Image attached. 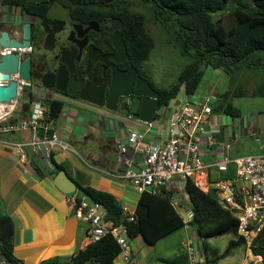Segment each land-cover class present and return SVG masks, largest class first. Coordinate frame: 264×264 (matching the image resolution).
<instances>
[{
    "label": "crops",
    "instance_id": "crops-1",
    "mask_svg": "<svg viewBox=\"0 0 264 264\" xmlns=\"http://www.w3.org/2000/svg\"><path fill=\"white\" fill-rule=\"evenodd\" d=\"M3 12L0 0V13ZM212 92H204L203 95L211 96L213 106L218 103L213 101ZM203 95H199L200 97L195 98V101L192 98L179 96L169 104L165 120L172 119L182 101L188 99L199 103ZM219 96L221 98V95ZM22 98L12 109L4 111L3 108V111H0V118L11 122L28 118L34 101L29 103L24 98V94ZM40 98H44L39 101L46 104L51 100H59L63 103L59 118L49 127V134L58 133L73 148L66 152L59 149L53 151L51 157L54 162L65 167L64 171L76 185L89 186L110 193L129 214L135 213L142 193L132 184L108 174H118L122 170L116 143H125L129 130H120L115 125L107 129L103 120L97 115L103 112L97 111V114H91L83 103L76 100L48 95ZM27 103L29 111L23 109ZM106 115L108 119H115L110 114ZM220 115L225 114H214L212 111L207 130L217 132L214 135L217 146L210 150L203 149L205 161L216 159L221 152L220 147L229 142L230 116L225 115L228 121L224 125L225 120ZM166 121L164 124L163 120L154 121L149 131L148 127L140 122H131L127 127L143 125L146 128L145 132L148 131L145 142L161 143L165 137ZM42 136V130L36 133L22 131L0 135V212L7 215L13 223V254L18 260L17 263H9L0 254V264H42L47 261L66 263L74 254L91 243L87 238L88 225L75 217L73 194L66 195L53 184V179L59 171L56 172L51 158L47 159L44 154L36 153L28 145V142L34 138L39 139ZM142 150V148L138 152L131 150L128 154L130 158L135 159L138 166L143 164ZM228 154L230 155V149ZM221 176L230 177L222 174ZM178 190L176 183L169 187V191L178 199L177 211L184 221V227L163 238L154 246L148 245L141 236L130 239L131 262L127 263L118 257L115 264H164L161 262L162 259L173 260L184 254V246L188 241L193 242L201 260L199 264H210V261L224 252L227 238L224 242H218L221 238L202 240L189 225L192 219L190 200L186 192H182L183 188L180 192ZM172 239L176 242L175 250H170ZM256 258L259 264H262V256L253 254L251 247L246 244L241 253H236L235 250L218 264H247L256 261Z\"/></svg>",
    "mask_w": 264,
    "mask_h": 264
},
{
    "label": "trees",
    "instance_id": "trees-1",
    "mask_svg": "<svg viewBox=\"0 0 264 264\" xmlns=\"http://www.w3.org/2000/svg\"><path fill=\"white\" fill-rule=\"evenodd\" d=\"M46 0H1L2 6L19 7L25 12L34 8L36 2ZM62 3L86 2L88 0H53ZM126 3L133 0H124ZM145 6L157 23L169 34L170 43L189 62L177 76L176 82L159 90L161 106H168L179 96L193 98L203 80L205 69L221 70L235 75L242 70L264 72V0H134ZM233 7V19L229 27L214 21L217 13ZM124 37L131 56L137 64L148 61L155 48V40L146 30V15L140 11L123 10ZM24 98L30 103L34 97L23 88ZM255 97L264 98V85L254 92ZM224 99L226 95L222 96ZM49 111L46 122L56 121L62 111L59 100L47 101ZM213 113H224L232 118L240 117V110L232 103L213 105ZM28 115V114H27ZM56 172L65 170L51 157ZM80 202L86 197L99 203L105 210L104 220L115 226L124 225L130 239L141 236L151 246L184 227V221L168 197V193L143 192L138 201L133 221H127L123 207L107 192L82 187L77 184ZM190 200L192 219L189 225L202 240H215L234 234L228 239L224 252L210 261L218 264L239 247L246 245L237 235L238 220L226 210L214 193H204L191 180L185 185ZM14 227L11 219L0 212V254L9 263H17L14 257ZM252 253L261 255L264 264V231L251 246ZM121 247L113 236L108 235L90 243L78 251L66 263L54 261L42 264H115ZM164 264H189L186 252L173 260L162 259ZM252 264V263H247Z\"/></svg>",
    "mask_w": 264,
    "mask_h": 264
},
{
    "label": "built area",
    "instance_id": "built-area-1",
    "mask_svg": "<svg viewBox=\"0 0 264 264\" xmlns=\"http://www.w3.org/2000/svg\"><path fill=\"white\" fill-rule=\"evenodd\" d=\"M168 106H163L158 118V121L163 120V124ZM48 111V105L38 100L32 103L26 119L11 122L0 118V135L42 130L43 136L34 138L28 145L47 159L57 149L63 152L73 150L71 144L58 133L49 134V127L54 121H45ZM211 116L212 99L206 94L199 103L188 99L182 101L172 119L166 121L165 137L161 143L145 142L152 123H144L148 127L147 132L129 130L125 143H116L122 170L118 174H108L132 184L140 193L150 194L171 192L169 187L173 183L178 189L184 188L186 182L191 180L204 193L215 194L222 206L238 220L237 235L251 247L254 239L264 231V154L233 158L228 154L230 142H226L220 147L221 152L216 159L205 161L203 149L210 150L217 146L214 137L217 132L207 130ZM141 148L144 160L142 166H138L128 154L131 150L138 152ZM213 172L230 177L220 178L214 176ZM78 197V192H75L72 197L74 213L78 220L88 225V240L93 243L105 236H113L122 249L119 257L130 263V238L126 227L106 222L102 205L86 197L77 202ZM168 197L172 206L178 209V199L172 193ZM123 212L127 221L134 220V213L129 214L124 208ZM184 250L189 264L200 263L192 241L185 244ZM258 261L256 258L252 264H259Z\"/></svg>",
    "mask_w": 264,
    "mask_h": 264
},
{
    "label": "flooded vegetation",
    "instance_id": "flooded-vegetation-1",
    "mask_svg": "<svg viewBox=\"0 0 264 264\" xmlns=\"http://www.w3.org/2000/svg\"><path fill=\"white\" fill-rule=\"evenodd\" d=\"M34 8L25 12L19 7L3 6L4 12L0 13V32L6 30L17 40H21L23 25L30 26L31 46L21 56L31 58L32 80L23 88L26 87L34 98L48 95L76 100L91 114L103 112L97 115L107 129L113 125L120 130L126 129L134 121L128 116L130 113L123 115V112L130 111L133 104L142 99L135 98L128 90L126 93L130 79H140L158 94L162 88L159 85L161 79L158 80L156 71L148 65L149 60L137 64L127 47L125 24L120 16L123 10L135 11L132 4L124 0L71 1L67 4L46 0L36 2ZM1 53L3 49H0ZM46 74H64L65 79L73 77V85L71 89L65 85L64 92L43 88L40 80ZM83 88H86L87 97L98 100L99 106L79 100V90ZM69 90H75L73 96L68 94ZM110 97L115 98L116 112L107 109ZM158 100L160 102V94ZM28 105L23 109L26 110ZM106 114L115 119H108Z\"/></svg>",
    "mask_w": 264,
    "mask_h": 264
},
{
    "label": "rangeland",
    "instance_id": "rangeland-1",
    "mask_svg": "<svg viewBox=\"0 0 264 264\" xmlns=\"http://www.w3.org/2000/svg\"><path fill=\"white\" fill-rule=\"evenodd\" d=\"M132 9L140 11L146 15V30L155 40V48L150 56L148 65L156 71V76L161 79L159 84L161 87H169L176 82L177 76L182 68L187 65L189 60L183 57L180 52L171 45L169 34L161 24L154 21L151 12L137 1H131ZM233 7L229 6L224 12L215 14L214 21L229 27L232 23ZM20 37L19 32H17ZM25 52L22 51L21 54ZM154 79V78H153ZM157 80V81H158ZM264 85V72L242 70L235 75H228L221 70L212 68L205 69L203 80L196 92V96L192 99L199 98L204 92H212L213 101L217 105H223L227 102L232 103L240 110L239 118L229 117L231 123L228 124V134L230 142V156L240 157L255 154H264V98L254 96L255 90ZM221 95V98L219 95ZM200 95V96H199ZM226 95L224 99L222 96ZM204 96V95H203ZM23 97V89L20 90L19 97L9 104L0 105V111L9 110ZM23 99V98H22ZM44 100L40 96H36L33 101ZM198 103V102H197ZM21 104V103H19ZM29 111V107L26 109ZM166 112V117H167ZM214 114H218L215 113ZM220 114V113H219ZM224 118V125L228 121V117L220 115ZM137 130L145 132L146 128L135 125L127 127L125 131ZM217 176L216 172H213ZM224 178V176H217ZM186 185V184H185ZM179 189L178 191L186 192ZM78 192V190H77ZM171 194V192H168ZM234 238V234L218 239V242ZM228 243V241L226 242ZM176 242L172 239L170 250H175ZM244 247H239L236 253H241Z\"/></svg>",
    "mask_w": 264,
    "mask_h": 264
},
{
    "label": "water",
    "instance_id": "water-1",
    "mask_svg": "<svg viewBox=\"0 0 264 264\" xmlns=\"http://www.w3.org/2000/svg\"><path fill=\"white\" fill-rule=\"evenodd\" d=\"M121 44L125 50L123 40ZM31 46V30L29 24L23 25L21 40L13 38L8 31L0 32V105L9 104L19 97L20 90L23 86L29 85L31 77V58H22L21 52L26 51ZM65 66H68L63 62ZM73 77L65 79L64 74L53 76L52 74L44 75L41 80V86L46 89H53L64 92L65 85L71 89L73 85ZM147 84V83H146ZM128 92H133L135 98H142L140 103H134L130 111H124L123 115H128L134 122L153 123L156 121L163 111L158 98L159 94L151 88L149 84L144 85L140 79L132 77L126 86ZM79 90V89H76ZM86 88L79 90V100L92 103L99 106L98 100L90 99L85 94ZM75 90H69L68 94L73 96ZM107 109L116 112L115 98L110 97ZM53 184L64 194H74L78 188L76 183L70 178L66 171L62 170L57 173L53 179Z\"/></svg>",
    "mask_w": 264,
    "mask_h": 264
}]
</instances>
